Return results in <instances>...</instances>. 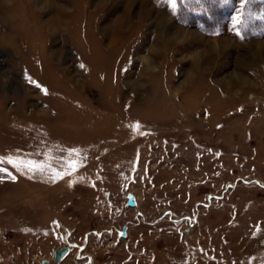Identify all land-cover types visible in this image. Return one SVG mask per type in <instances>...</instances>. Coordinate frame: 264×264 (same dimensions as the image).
Here are the masks:
<instances>
[{
  "label": "rangeland",
  "instance_id": "374dc122",
  "mask_svg": "<svg viewBox=\"0 0 264 264\" xmlns=\"http://www.w3.org/2000/svg\"><path fill=\"white\" fill-rule=\"evenodd\" d=\"M0 157V264H264V0H0Z\"/></svg>",
  "mask_w": 264,
  "mask_h": 264
},
{
  "label": "snow or ice",
  "instance_id": "6c2138e0",
  "mask_svg": "<svg viewBox=\"0 0 264 264\" xmlns=\"http://www.w3.org/2000/svg\"><path fill=\"white\" fill-rule=\"evenodd\" d=\"M168 4L170 5V7L175 10L177 7V0H167ZM248 2V0H244V3L246 4ZM235 23H240V20L238 17L234 18V24ZM81 67L83 68L84 66L81 65ZM29 82L30 83H35L34 81L31 80V78H29ZM37 87H40L38 84L36 85ZM45 93L47 92L46 89H44ZM136 127L138 128L139 125H136ZM72 153H77L78 150L76 149H72L71 150ZM4 159H7V162L9 164H11L14 168H16L17 171H22V164L23 167H27L29 171L31 172H35V171H43L44 170V166L40 165L38 163H36L35 161H28V162H19V158H16L15 160L12 157H0V161H3ZM79 165V161H74V162H70L67 167L71 170V171H75L76 167ZM7 169L4 168H0V172H6ZM66 174H70V173H64V172H54L53 176L54 178L57 179H62L64 175ZM15 177H13L14 179Z\"/></svg>",
  "mask_w": 264,
  "mask_h": 264
},
{
  "label": "water",
  "instance_id": "95a60500",
  "mask_svg": "<svg viewBox=\"0 0 264 264\" xmlns=\"http://www.w3.org/2000/svg\"><path fill=\"white\" fill-rule=\"evenodd\" d=\"M135 196L134 195H131L130 196V199H129V206L131 207H135ZM127 230L128 228L127 227H124L123 228V231L120 233V236L123 237V238H126L127 237ZM70 254V248L69 247H64V248H61L59 250H56L54 252V260L56 262H61L63 259H65L68 255ZM43 264H49V261L48 260H44L43 261Z\"/></svg>",
  "mask_w": 264,
  "mask_h": 264
},
{
  "label": "bare ground",
  "instance_id": "6f19581e",
  "mask_svg": "<svg viewBox=\"0 0 264 264\" xmlns=\"http://www.w3.org/2000/svg\"><path fill=\"white\" fill-rule=\"evenodd\" d=\"M242 81L244 82L245 80H243V78H242Z\"/></svg>",
  "mask_w": 264,
  "mask_h": 264
}]
</instances>
